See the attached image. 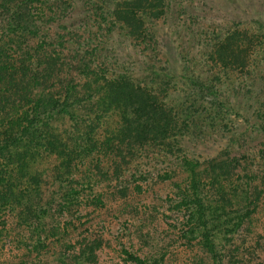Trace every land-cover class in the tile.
<instances>
[{"label": "trees", "instance_id": "16d2710c", "mask_svg": "<svg viewBox=\"0 0 264 264\" xmlns=\"http://www.w3.org/2000/svg\"><path fill=\"white\" fill-rule=\"evenodd\" d=\"M169 4L0 0V239L22 229L36 238L11 262L53 254L54 264H99L104 248L113 242L121 246L122 236L107 237L105 219L106 213L120 219L132 206L125 180L119 178L140 158L142 167L160 157L165 164L178 138H169L175 126L171 129L156 99L133 88L125 76H113L104 54L109 57L132 42L144 51L158 45L149 25L167 16ZM238 37L235 31L226 35L222 47L231 49ZM93 42L96 48L88 53ZM163 46L167 58L161 61L169 65L173 47L169 40ZM62 120L69 122L66 137L57 131ZM73 174L78 177L67 181ZM97 175L111 176L117 184L100 191ZM191 187L198 192L195 180ZM195 198L201 246L219 262L220 236L229 240L250 214L233 209V216L214 218L201 197ZM122 253L134 264H146Z\"/></svg>", "mask_w": 264, "mask_h": 264}, {"label": "rangeland", "instance_id": "374dc122", "mask_svg": "<svg viewBox=\"0 0 264 264\" xmlns=\"http://www.w3.org/2000/svg\"><path fill=\"white\" fill-rule=\"evenodd\" d=\"M165 1L170 3L167 16L149 25L158 45L147 51L138 42L121 46L109 57L104 54L109 59L105 68L156 99L171 129L175 126L169 138L177 136L178 142L165 164L159 163L160 157L142 167L140 158L119 178L125 180L133 203L120 219L106 213L107 237L122 236L121 246L113 242L104 248L99 264H134L122 249L146 264H264V0ZM234 31L239 34L236 45L222 47ZM164 40L173 47L169 65L161 61L167 58ZM96 44L87 52L93 53ZM56 126L66 137L69 122ZM77 177L73 174L67 181ZM96 181L104 192L117 184L111 176L97 175ZM196 194L214 218L233 216V209L250 214L229 240L219 235V262L201 246ZM7 236L0 239V264L55 263L53 254L11 262L36 238L25 229Z\"/></svg>", "mask_w": 264, "mask_h": 264}]
</instances>
